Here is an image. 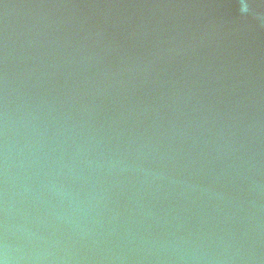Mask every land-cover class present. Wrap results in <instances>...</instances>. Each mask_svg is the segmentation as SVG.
Returning a JSON list of instances; mask_svg holds the SVG:
<instances>
[{
  "label": "water",
  "instance_id": "95a60500",
  "mask_svg": "<svg viewBox=\"0 0 264 264\" xmlns=\"http://www.w3.org/2000/svg\"><path fill=\"white\" fill-rule=\"evenodd\" d=\"M0 264H264V0H0Z\"/></svg>",
  "mask_w": 264,
  "mask_h": 264
}]
</instances>
